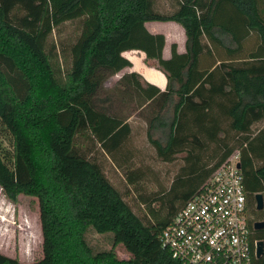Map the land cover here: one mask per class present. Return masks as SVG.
<instances>
[{
	"label": "trees",
	"instance_id": "1",
	"mask_svg": "<svg viewBox=\"0 0 264 264\" xmlns=\"http://www.w3.org/2000/svg\"><path fill=\"white\" fill-rule=\"evenodd\" d=\"M154 1L0 0V126L9 140L0 138V188L12 202L37 198L42 237L39 260L22 263L0 252V264H180L160 234L236 150L249 209L255 193L264 196V0H172L171 12ZM76 20L80 33L61 49V61L49 39ZM148 21L182 26L185 52L172 43L163 58L165 37L150 33ZM127 50L156 61L165 90L136 72L104 88L131 66ZM118 104L143 114L162 161L183 154L169 189L144 201V220L88 154L95 144L123 167L131 128ZM156 130L163 142L153 138ZM125 174L131 184L142 178L139 169ZM88 228L111 233L112 247L93 252ZM253 234L264 241V228ZM119 244L129 259L116 257ZM253 264H264V254Z\"/></svg>",
	"mask_w": 264,
	"mask_h": 264
},
{
	"label": "rangeland",
	"instance_id": "2",
	"mask_svg": "<svg viewBox=\"0 0 264 264\" xmlns=\"http://www.w3.org/2000/svg\"><path fill=\"white\" fill-rule=\"evenodd\" d=\"M155 8L163 12H171L175 9L172 0H155ZM157 32L169 35L176 33L168 28L166 22H152ZM151 25V26H152ZM80 23L68 21L54 29L49 39V43L55 44L59 59L64 60L61 49L69 47L80 33ZM173 41V40H171ZM178 42L182 43V38L178 37ZM156 65V62H149ZM122 72L112 76L104 88H111ZM119 112L127 114L128 123L131 128L129 139L122 148L127 154L123 167L117 166L108 155L95 144L91 145L90 158L100 163L103 172L108 180L120 192L125 202L132 211L141 219H145L148 213L145 200H151L162 191H167L179 173L183 165L182 156H176L173 162L162 161L156 154L154 146L147 137V125L143 114L132 110L131 106L117 105ZM263 126V123L255 125L254 129ZM153 138L164 141L161 130L152 133ZM6 137V138H5ZM0 138L4 144L8 145L9 140L4 129L0 126ZM87 144V143H86ZM88 145V144H87ZM127 169H139L142 178L135 183H130L125 172ZM152 206L159 207L158 202H152ZM85 239L93 252L109 250L112 247L111 233L98 234L93 229L88 228ZM0 252L10 257L17 258L22 263H31L42 257V237L39 219V206L36 197L19 195L16 202L10 201L0 188ZM116 257L119 260H126L131 257L123 245L115 247Z\"/></svg>",
	"mask_w": 264,
	"mask_h": 264
},
{
	"label": "built area",
	"instance_id": "3",
	"mask_svg": "<svg viewBox=\"0 0 264 264\" xmlns=\"http://www.w3.org/2000/svg\"><path fill=\"white\" fill-rule=\"evenodd\" d=\"M238 163L236 150L162 230L161 246L180 264H253L258 239Z\"/></svg>",
	"mask_w": 264,
	"mask_h": 264
},
{
	"label": "crops",
	"instance_id": "4",
	"mask_svg": "<svg viewBox=\"0 0 264 264\" xmlns=\"http://www.w3.org/2000/svg\"><path fill=\"white\" fill-rule=\"evenodd\" d=\"M154 21L145 22V27L150 33H160L153 27ZM159 22V21H157ZM168 28L176 33H170L169 35H165V43L162 49V56L165 59L170 58L171 56V44H176V50L178 53L185 52V34L184 29L178 23L174 21H167L166 22ZM152 25V26H151ZM178 37L182 38V43L178 42ZM173 40V41H171ZM122 55L131 62V66L123 68L120 72L121 77L124 73L136 72L138 73L142 79L152 85H155L160 90H165L166 87V76L165 74L153 63L149 64V62H156L155 60L151 59L148 60L145 58V53L141 50H127L122 52ZM118 72V73H120ZM117 73V74H118ZM115 74V75H117Z\"/></svg>",
	"mask_w": 264,
	"mask_h": 264
},
{
	"label": "water",
	"instance_id": "5",
	"mask_svg": "<svg viewBox=\"0 0 264 264\" xmlns=\"http://www.w3.org/2000/svg\"><path fill=\"white\" fill-rule=\"evenodd\" d=\"M237 167L240 168V163L237 164ZM255 199V207L257 210L263 209L264 206V196L261 192H257L254 194ZM253 227L255 230H259L264 227V220L256 221L253 223ZM264 254V241L258 240L256 242V258H260Z\"/></svg>",
	"mask_w": 264,
	"mask_h": 264
},
{
	"label": "flooded vegetation",
	"instance_id": "6",
	"mask_svg": "<svg viewBox=\"0 0 264 264\" xmlns=\"http://www.w3.org/2000/svg\"><path fill=\"white\" fill-rule=\"evenodd\" d=\"M254 199V197H253ZM251 202H253V200L251 199L250 196L247 195V208H248V215H249V218L251 219V221L254 223L256 221H262L264 219H262V217L260 216V212L262 211L261 210H257L256 207H255V210H250L249 209V205L251 206ZM254 202H255V199H254ZM264 228V227H263ZM262 229V228H261ZM255 232L258 231V230H254Z\"/></svg>",
	"mask_w": 264,
	"mask_h": 264
}]
</instances>
